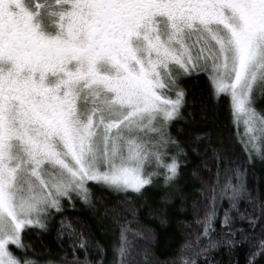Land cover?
I'll use <instances>...</instances> for the list:
<instances>
[{
  "label": "snow or ice",
  "instance_id": "obj_1",
  "mask_svg": "<svg viewBox=\"0 0 264 264\" xmlns=\"http://www.w3.org/2000/svg\"><path fill=\"white\" fill-rule=\"evenodd\" d=\"M201 73L214 97L228 99L249 162L264 160V109L255 106L257 90L264 96V0H0V264H61L66 252L59 260L47 246L38 252L23 233L49 231L65 199L94 208L90 182L142 193L162 177L171 188L186 153L169 127L185 105L183 79ZM210 144L207 175L198 174V203L208 211L196 221V247L206 239L208 249H232L249 240L233 228L236 218L264 233V202L252 195L247 169ZM241 201L261 203L262 214L240 212ZM113 220L112 264H136L133 241L148 236L131 220ZM56 238L71 244L67 264H103L104 245L96 241L100 258L89 259V238L64 219ZM185 250L181 264H197L191 242ZM259 256L264 240L247 264ZM142 260L150 264L147 251Z\"/></svg>",
  "mask_w": 264,
  "mask_h": 264
},
{
  "label": "trees",
  "instance_id": "obj_2",
  "mask_svg": "<svg viewBox=\"0 0 264 264\" xmlns=\"http://www.w3.org/2000/svg\"><path fill=\"white\" fill-rule=\"evenodd\" d=\"M182 84L186 92L185 105L181 109V115L170 125L169 131L180 142L186 155L179 157V175L172 187L161 185L156 188L145 187L142 193L131 191L115 193L106 187L90 183L93 189L94 208L76 197L70 203L63 204V213L53 211L49 231L45 232L38 228L25 230L23 239L26 244L30 242L38 252L47 246L51 256L58 260L66 252L67 256L61 264H67L74 255L71 244L66 238L63 241L56 238V230L61 219H64L66 224L74 225L78 232H83V235L89 238V259L95 261L100 258L99 252L91 251L95 242L99 241L106 249L103 264H112V242L118 239L120 227L113 220V216L116 215L121 221L131 220L132 223L128 224L130 229L148 236V239L137 237L133 241L137 252L136 264H143L144 251L150 255V264H181V257L188 255L185 250L187 242H191L193 251L199 253L188 256L190 260H196L197 264H236L237 261L239 264H247L250 252L258 248L260 240H264L260 225L252 230L247 219L236 218L233 228L246 229L249 235L248 242L239 243L232 249L221 244L217 250H212L208 249V242L205 239L196 247L197 237L201 232V227L196 221H202L208 211L205 205L198 203L204 199V194L200 191L201 182L198 174L207 175L202 164L208 142H211L210 147H225L228 149V155L247 169V184L252 190V195L257 197L258 201L264 202V160L257 157L249 162L247 153L236 136L228 99L226 97L217 99L212 95L209 82L203 73L184 78ZM256 107L264 109V96H259ZM197 136H202L203 139L197 142L195 140ZM222 203L220 217L224 215L223 209L229 207L226 200ZM238 207L240 212L251 213L255 217L262 214V204L259 202L253 204L241 201ZM112 209L117 211L113 213ZM216 229L217 231L212 233L213 236L219 231V221ZM74 239L79 242V236ZM129 239L132 240V237ZM240 239L241 235L237 232L235 240ZM201 249L208 250L201 253ZM12 250L15 251L14 246ZM75 255L81 260L84 258L83 251H78ZM44 258L46 257H41ZM256 264H264V256L257 257Z\"/></svg>",
  "mask_w": 264,
  "mask_h": 264
},
{
  "label": "rangeland",
  "instance_id": "obj_3",
  "mask_svg": "<svg viewBox=\"0 0 264 264\" xmlns=\"http://www.w3.org/2000/svg\"><path fill=\"white\" fill-rule=\"evenodd\" d=\"M257 95H258V98H259V90H257ZM257 100H258V99H257ZM256 104H257V101H256ZM255 106H256V105H255ZM240 131L242 132L243 129L241 128ZM149 170H151V169H149ZM153 180H154V184H153L152 186H146V188H156L157 186H161V185L164 186V184H163V178H162V177H154ZM90 183H92V182H90ZM89 186H90V184H89ZM106 188H107V187H106ZM107 189L110 190V191H112V192H115V193L118 192V191H115V190H112V189H109V188H107ZM128 191H130V190H128ZM75 198H76V197L74 196L73 199H75ZM73 199H72V200H73ZM68 202L70 203L71 201L65 199V200L62 201V204H67ZM53 211H54V210H53Z\"/></svg>",
  "mask_w": 264,
  "mask_h": 264
}]
</instances>
